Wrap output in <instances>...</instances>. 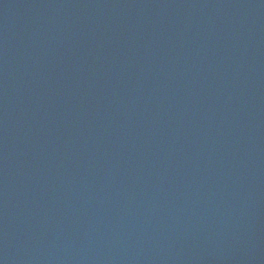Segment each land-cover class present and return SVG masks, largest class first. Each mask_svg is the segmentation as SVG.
Returning a JSON list of instances; mask_svg holds the SVG:
<instances>
[{"label":"water","instance_id":"95a60500","mask_svg":"<svg viewBox=\"0 0 264 264\" xmlns=\"http://www.w3.org/2000/svg\"><path fill=\"white\" fill-rule=\"evenodd\" d=\"M0 264H264V0H0Z\"/></svg>","mask_w":264,"mask_h":264}]
</instances>
